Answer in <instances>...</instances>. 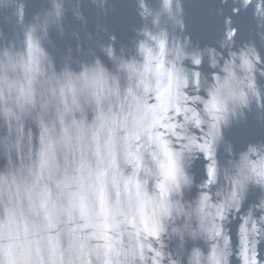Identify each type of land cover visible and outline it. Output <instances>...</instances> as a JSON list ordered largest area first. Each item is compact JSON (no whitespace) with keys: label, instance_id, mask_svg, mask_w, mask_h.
<instances>
[{"label":"water","instance_id":"95a60500","mask_svg":"<svg viewBox=\"0 0 264 264\" xmlns=\"http://www.w3.org/2000/svg\"><path fill=\"white\" fill-rule=\"evenodd\" d=\"M0 264H264V0H0Z\"/></svg>","mask_w":264,"mask_h":264}]
</instances>
